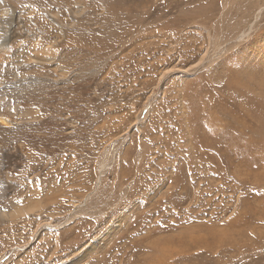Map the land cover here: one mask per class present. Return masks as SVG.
<instances>
[{"label":"rangeland","instance_id":"1","mask_svg":"<svg viewBox=\"0 0 264 264\" xmlns=\"http://www.w3.org/2000/svg\"><path fill=\"white\" fill-rule=\"evenodd\" d=\"M80 1L90 11L65 37L87 53L61 59L75 78L56 98L61 106L37 107L49 87L29 82L31 96L18 91L12 103L18 119L22 101L35 106L22 109L29 124L0 135L15 155L0 160V215L12 216L0 218V264H264V0ZM21 40L15 68L30 63L31 43ZM43 69L52 75L56 67ZM207 97L218 114L228 111L220 98L234 107L235 128L224 118L236 136L235 149L226 140L235 150L230 170L196 146L199 135L186 145ZM189 110L193 124L185 123ZM159 154L175 165L176 177L166 173L162 183ZM54 156L63 161L47 167ZM127 159L140 170L128 171ZM72 164L84 168L69 172ZM56 167L67 170L55 193L63 209L44 213L52 218L40 228L34 216L52 206L53 191H37L35 180ZM149 182L160 188L147 189L145 200L135 193ZM120 191L132 196L123 208Z\"/></svg>","mask_w":264,"mask_h":264},{"label":"bare ground","instance_id":"2","mask_svg":"<svg viewBox=\"0 0 264 264\" xmlns=\"http://www.w3.org/2000/svg\"><path fill=\"white\" fill-rule=\"evenodd\" d=\"M127 2L128 1H124V3H123V5L125 7H127V5H126ZM139 2H141V1H139ZM19 7H24V8H21L22 12L25 14L24 19H20V17L18 16L17 10L19 9ZM104 7L105 6H102V8H104ZM109 7L110 6L105 8L106 12H107V10L111 11ZM86 10L90 11L89 8H87V6H86L85 1H80V0H0V135L4 134V136H5L6 134H8V132L13 131L16 128L21 127V126L27 127L26 124H29V121H27L28 118L26 117V112H25V110H22V109H23V107H25V105L27 108H29V107L34 108L35 107L34 105L30 106V104H29L30 102L28 100L22 101L21 106L17 108L19 113H20L19 119L13 117V108H12L14 95L18 91L20 92L21 97L29 98L31 96V94L25 93L27 91L26 89H27L29 82L30 83H37L38 87H43L44 84L48 85V87H49V89H47L48 92L45 93L43 90L42 96L39 97L41 99V101L35 103V105L37 107L47 108L48 106L49 107H60L61 106V104L57 101L56 98L63 100L61 98V96H62V94H64V93H62V92H64V90H62V89L65 88V86L68 83H71V84L74 83L73 80L75 79V78L73 80L70 79V77L68 76V70L65 66L66 64L64 65L63 60H61V59L62 58L64 59L65 55L71 56L72 51H78L82 54L87 53V51L85 53H83L84 52L83 49H82L83 50L82 51L77 46H75L72 42H70L69 39H67L65 37L66 36L65 32L66 31L71 32L72 31L71 29L74 28L75 25L79 26V23H80L81 19L83 18L84 12ZM38 23H43V24H41L40 26H37ZM82 25H84V24H82ZM27 27H31V29L35 30V31H32ZM45 30H48V32L44 37H42L41 32L45 31ZM52 33H54V34H52ZM243 36H244V34L243 35L241 34L239 36V39L242 38ZM21 37L25 42L31 43L30 49L26 52L27 56L30 59V63L23 65L22 68H15L13 66V58H14L15 51L20 50L22 47ZM263 61H264V57H263ZM263 61L261 63L264 64ZM201 62H202V59H201ZM52 65H54V67H56V70H54L55 74L51 75V74H48L47 72H45L46 70L43 68L48 67V66L50 67ZM138 70L139 69H137V71ZM27 71H31V72L27 73ZM69 75H71V74H69ZM48 77H50L52 79H50ZM236 83L237 82H235V84ZM57 89L59 90L58 92L54 91ZM179 96H181V94ZM225 97L227 98V96H225ZM220 99L224 100V103L222 106L227 107L228 111L225 113L223 112V113L218 114L219 111L215 112V109H213L211 106L208 107L209 106L208 97L206 99V101H207L206 106L205 107H204V105H203V107L201 106L203 109L201 111L199 110L200 112H197L196 122H194V124H193L192 120L190 119L192 117V112L189 110L190 114L185 113L186 114V116L184 117L185 123H188L187 120L189 119L191 121V123L189 122L190 124H193V125L199 127V128H196L195 130L194 129H188L187 130L188 132L191 133L190 135H193V137H190L187 140L186 145L192 148L193 143H194V137L199 135L198 139L200 141H196V146L202 150H205V149L208 150V148L213 150V154L219 162H221L222 160H226L228 162L227 167L230 170L231 168H233V165L231 163H232V158L235 155L233 153V151H235V150H233V148L235 149L236 136L234 137V136H232V134H231V136H228V134L230 132H229L228 127L226 125L227 121L225 122L224 118H226V117L231 118L230 119V120H232V126L231 127L233 128L234 127V123H233L234 118H233V116L231 117V115H234L235 113H234V107L231 103V100H229V98L228 99L220 98ZM195 104H196V102H195ZM219 104L221 105V101ZM229 107H231V108L228 109ZM212 110H214V111H212ZM189 116H190V118H189ZM230 125H231V122H230ZM153 133H155V132H153ZM67 134L69 135V133H67ZM222 134H224L225 138L222 141H220L219 136H221ZM227 139L230 140L229 141L230 145L233 146V148L232 147H230L229 149L226 148V140ZM6 150H7L6 144L1 141V143H0V160H4L6 157H8L9 159L11 157H15V155H9L8 153L6 154ZM161 151H163V150H161ZM129 152H130V149H125L123 155H125V156L129 155ZM140 154H141V150H140ZM206 156H207V154H206ZM61 157H64V156H59V158L54 156L52 160L47 159V161H48L47 167H52L57 159H59V161L62 162L63 159ZM158 157L161 160L160 162H163L161 164V167L163 168L164 171H161V172L156 171L157 173H155L154 175L155 176L157 175L156 177H158L159 180H161V183L163 181L161 179V177L164 176L166 173H167V176L169 177V179L176 177L175 172H174V166L175 165L173 163V160L166 161L165 158L161 157V154H159ZM135 158L137 159V157H135ZM27 159L32 160L35 158L28 157ZM122 161H120V162H122ZM128 161H130L133 165V162L131 160H128ZM143 165H144V163H143ZM35 166H36V164H32L30 167H35ZM80 167L81 166H77V164H72V166L69 169L71 171H69V172H76ZM134 167H135V170H140L138 165L127 166V169L129 171V170L133 169ZM25 168L27 170H29L26 165H25ZM81 168L83 170L84 166H82ZM147 169H148V167H147ZM147 169L145 171H147ZM66 172H67V170L63 169V167H58V168L56 167L54 169H50V170L44 172L41 177H39L35 180V185L37 186V188H36L37 191H47V190L53 191L51 194V203L53 202L52 206H50L49 208H46V207L43 208L40 212L37 213V215L34 216V218L38 221V225H40L38 227H40V228L41 227H47L51 218H52V215H50L49 217H45V214L47 212H50V211L58 212V210L63 209V206L61 205V203H63V201L62 200L57 201V199H59V198L57 195H55V193L58 192L61 187L65 186L68 183L67 182L68 179L65 176ZM151 172H153V170ZM133 173H134V171H133ZM231 173H233V172H231ZM216 174L219 175L220 178H222L221 175L217 171H215L213 178H215ZM127 175H128V173H127ZM140 176H141V174H140ZM148 176H150V175H148ZM188 176H190V173L188 174ZM204 176H206V175H204ZM150 178H152V177H150ZM128 179H130V178H128ZM128 179H126V180H128ZM135 181L137 182V179ZM139 181L142 182L144 180L141 178ZM170 182H172V181H170ZM153 183L149 182L147 185L145 183H143V186L146 187L145 193L140 191V192H136L135 194H137V195L139 194L141 196V198L148 200V198L152 194L148 193L150 191H147V189H149L151 187L152 193H153L156 191L157 188H160L159 187L160 183H154V184H156L155 186ZM186 183L187 182H185L182 185L184 192H187L186 188H188L186 186ZM123 185L124 184H122L121 186H123ZM125 185L127 186L128 184H125ZM125 185H124V187H125ZM199 185L200 184H198V186ZM218 185H221V184H218ZM134 187H136L135 184H134ZM141 187H142V185H141ZM129 188H130V186H129ZM114 189H113V191H114ZM124 192L125 191H120V195L118 196L119 199L122 197L123 202H124V203L121 202V204H118V208H123L128 202L130 203V198H132L131 194H127ZM132 192H133V190L131 191V193ZM18 194H19V196H21L20 193H18ZM104 194H106V192ZM6 196H7L6 185L3 184V182H0V203H4L2 200H4L6 198ZM102 196H104V195H102ZM103 198H105V197H103ZM99 199H100V197H99ZM118 201H120V200H118ZM125 202H126V204H125ZM131 203H132V201H131ZM102 206L106 207L107 205L103 204ZM14 210L17 213H21V215L26 213V212H30V213L34 212V210H32V209H29L26 211L24 208L23 209L15 208ZM111 215H112V213H109L108 217L106 219H108ZM10 217H12V216H9L8 214L0 215V218L4 219V220H6ZM58 219H57V217L55 218V220H58ZM82 222L85 223L87 221L82 220ZM14 228H15V226H12V230ZM89 230L91 231L90 228H89ZM55 246L56 247L59 246V244H57L56 241H55ZM163 251L164 250H162V252Z\"/></svg>","mask_w":264,"mask_h":264}]
</instances>
